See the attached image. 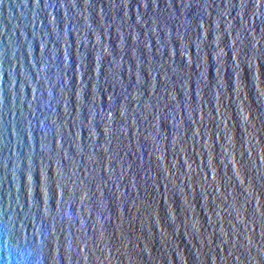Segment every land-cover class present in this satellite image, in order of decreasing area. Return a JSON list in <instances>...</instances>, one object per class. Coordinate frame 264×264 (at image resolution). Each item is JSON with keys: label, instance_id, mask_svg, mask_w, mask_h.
I'll return each mask as SVG.
<instances>
[{"label": "water", "instance_id": "95a60500", "mask_svg": "<svg viewBox=\"0 0 264 264\" xmlns=\"http://www.w3.org/2000/svg\"><path fill=\"white\" fill-rule=\"evenodd\" d=\"M0 264H264V0H0Z\"/></svg>", "mask_w": 264, "mask_h": 264}]
</instances>
